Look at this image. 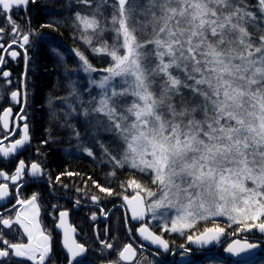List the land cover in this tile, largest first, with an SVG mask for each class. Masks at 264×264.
<instances>
[{
  "label": "snow or ice",
  "instance_id": "6c2138e0",
  "mask_svg": "<svg viewBox=\"0 0 264 264\" xmlns=\"http://www.w3.org/2000/svg\"><path fill=\"white\" fill-rule=\"evenodd\" d=\"M30 2L34 0H0V16H4L6 23L12 25L14 34L18 29L11 12L14 8L26 10ZM228 2L229 0H112V3L108 4V0H98L95 11L90 16H82L79 12L76 14V20L85 32L81 37L84 42L92 45L95 38L99 46L92 47V52L103 53L110 58L109 66L99 70L106 74L99 80L90 79V84L96 85L101 92L98 98H93L96 106L91 112L84 108L83 115L89 117L92 112L103 114L105 119L100 121L97 116V124L104 131L112 132L116 140L121 142L118 146L121 155H112L108 153L107 148L104 149L115 167L128 166L133 171L138 170L140 174L151 173V182L160 187L158 193H153L135 179L126 182L128 187L136 190L135 195L131 197L122 196L127 209L130 210L132 221L144 222L151 214V220L161 222L162 231L183 234L184 230L192 228L198 219L227 217L230 223L241 225V231L257 229L259 233L264 234V155L257 159L256 153H252L253 158H247L249 136L259 142L260 151L264 152V116L261 117L259 129L245 125V120L240 114L244 93L236 85L233 58L226 54L228 49L225 45L228 41L224 39L225 34L233 27L232 18L217 19V13L209 12L206 7L210 4L219 7ZM77 3L92 6V0H77ZM101 4L113 9L110 29L102 23ZM177 5L184 7L177 11ZM157 9L159 12L154 15ZM249 9L255 12L259 18L258 22L264 21V0L249 4ZM185 12L189 15L185 16ZM97 16H100V19H97ZM209 16L212 18L209 19ZM141 18L144 23L137 28ZM129 21L132 22L131 30ZM108 30L115 33L111 45L103 39V33ZM3 31L4 28L0 27V33ZM135 32L148 33L155 39L150 45L139 44L132 35ZM17 42L14 39L12 44ZM29 44L30 34H23L19 47L25 49L26 61L25 46ZM149 48L153 57L145 56L142 60V54L147 53ZM10 55L15 59L19 52L12 51ZM75 55L82 62L84 72L91 75L98 71L82 53L75 51ZM197 55L202 59L198 60ZM155 56H159L157 66L162 72H169L170 68L178 67L180 62H194L192 66L203 77L194 83L197 86H206V91L212 95L213 116L207 124L208 143L196 139L192 130L170 131L163 123H158L154 112L155 101L147 92V77L142 70V65L143 69L150 70L148 59ZM3 63V58L0 57V65ZM201 63L206 66L203 71L200 68ZM10 75L8 70L2 72V77ZM168 83L172 87L179 85V81L175 79L169 80ZM70 87L72 95L77 96L79 100L74 84ZM127 97L131 99L122 103ZM11 99L19 103L16 91L11 93ZM69 107L72 112L76 111L75 108ZM11 112L12 109L8 108L0 117L5 130L9 129ZM20 112H24L23 107ZM17 120L26 121L27 114L18 115ZM22 132L21 138L15 139L8 146H2L3 142L0 141V154L4 158L17 154L30 142L28 122L23 123ZM76 135L79 136V133ZM7 138L8 135L5 136V139ZM85 151L87 155H93L90 150ZM189 152L192 153L191 159L187 158ZM26 169L31 177L44 175L39 163L28 164L24 159L18 160L14 174L8 175L0 171V178L15 185L17 194L15 202L11 205V208L16 209L14 218L0 215V226L11 229L14 224L19 225L28 240L27 243L10 242L0 233V245L3 246L0 247V258H7L0 259V264H8L11 257L26 258L33 264H45L51 252L52 237L41 225L37 194H33L30 199H22L19 196L24 187V184L19 182L23 180ZM185 177L188 184L178 188L177 180ZM59 179L58 176L57 180ZM248 181H251L254 187H247ZM95 186L100 192L113 194L110 187H103L98 182ZM10 194L9 183H0V201H4ZM91 199L96 202L99 198L92 196ZM182 201L188 203L184 204ZM194 208L198 211H194ZM169 210H175V215L170 221ZM100 211L103 214V208ZM67 217L66 210L59 212L57 228L63 230L62 247L70 254L69 264H79L78 258H82L87 252L86 244L77 241L76 229L68 224ZM103 218L106 220V214ZM91 219H97L95 214ZM128 219L126 212L125 231L132 242L127 243L118 252V260L110 264L132 262L137 255L136 248L133 247V228L129 227ZM104 231L107 237V227ZM135 232L144 241L165 251L169 250V242L162 235L150 230L147 223H141ZM223 232V228L216 226L205 229L197 236L188 235L186 239L204 247L218 241ZM96 236L103 249L114 250V244L109 242L112 238H101L98 231ZM237 243L239 244L238 241ZM258 247L257 243H244L239 247L228 246L226 251L240 257ZM259 264H264V261Z\"/></svg>",
  "mask_w": 264,
  "mask_h": 264
},
{
  "label": "trees",
  "instance_id": "16d2710c",
  "mask_svg": "<svg viewBox=\"0 0 264 264\" xmlns=\"http://www.w3.org/2000/svg\"><path fill=\"white\" fill-rule=\"evenodd\" d=\"M97 2L98 0H92V6H85L77 3V0H34L33 14L37 17L36 31L42 40L34 51L29 65L27 111L35 160L46 165L49 173L60 175L62 179L75 183L95 181L100 185H104L101 175L108 174L111 176L109 187L113 189L117 197H122L136 191L127 186V181L135 179L148 187L151 179L150 173L140 174L138 170L133 171L127 166L115 167L109 160L108 153L121 155L118 147L121 142H114L110 136H105L106 133L111 132L104 131L97 124V116L100 121L105 119L103 114L92 112L89 117L83 115L84 108H88L91 112V109L96 106L93 98H98L101 92L96 85L90 84V79L99 80L106 74L99 70L110 64V58L106 54L92 52V47L99 46L95 38L92 45L84 42L81 38L85 35L83 26L76 20L78 12L82 16H90L95 11ZM255 2L256 0H240L239 6L254 16L253 20L245 19L243 27L253 45L259 46L264 37V28L263 22H258L259 18L256 17L255 12L249 9V4H255ZM111 3L112 0H108V4ZM100 10L103 14L102 23L110 29L113 9L101 4ZM97 19H100V16H97ZM143 23L141 18L136 27L139 28ZM128 24L131 30L132 22L129 21ZM132 35L135 36L136 42L142 45H150L155 39L148 33L135 32ZM103 39L111 45L114 42L115 33L111 30L105 31ZM75 51L82 53L98 71L91 75L84 72L82 62L75 55ZM142 55L143 59L145 56L153 57L151 48ZM157 61L159 56L148 59L150 70L144 69V72L147 74L148 84L158 102L157 108L163 119L170 125H182L195 113L199 118L202 98L200 94H197L190 79L173 68H170L169 72H162L157 66ZM171 79L178 80L179 85L172 87L168 83ZM73 84L79 100L71 93L70 86ZM69 106L76 111L72 112ZM77 132L79 136L76 135ZM105 148L108 149V153H105ZM85 149L90 150L93 155H87ZM68 173H74V175H68ZM216 226L223 228L228 236H244L251 240L262 238L256 229L248 232L241 231V225L232 224L227 219L216 218L201 220L185 233L174 234L172 243L175 246L187 247L188 235L194 236L207 228ZM219 252H222V249ZM213 259V254H209L200 257L198 262L208 264ZM219 261L218 264L233 263L229 259ZM260 261H264V247L251 260L234 262V264H259Z\"/></svg>",
  "mask_w": 264,
  "mask_h": 264
},
{
  "label": "flooded vegetation",
  "instance_id": "af4514ba",
  "mask_svg": "<svg viewBox=\"0 0 264 264\" xmlns=\"http://www.w3.org/2000/svg\"><path fill=\"white\" fill-rule=\"evenodd\" d=\"M33 4L30 2L27 9L14 8L11 12L12 19L17 25V33H13L12 25L6 23L5 17L0 16V27L4 31L0 33V57L3 58V65H0V117L3 112L11 108L12 112L9 116V129L3 128V121L0 119V141L2 146H8L15 139L21 138L24 122L29 123L30 142L26 144L17 154L9 158H4L0 154V171L6 172L8 175L14 174L15 167L19 159H24L26 163H39L35 160V149L32 145L31 126L29 114L27 111L28 97V70L30 62L33 58L34 51L39 46L42 38L38 37L36 31L37 17L33 14ZM23 34H30V44L26 45L27 61L25 59V49L19 47ZM17 40L16 44H12L13 40ZM11 44V47L9 45ZM19 52V56L12 59L11 52ZM8 70L11 75L2 77V72ZM18 93V100L11 99V93ZM26 97V98H25ZM23 107L24 112L20 109ZM27 114L26 121H18L17 116ZM18 125V126H17ZM14 132V134H12ZM8 138L5 139V136ZM44 170V175L40 177H31L26 169L23 180L24 187L20 191V198L30 199L33 194H37V203L40 206V222L47 233L51 234V252L46 259L45 264H69L70 254L62 247V229L57 228L59 222V212L67 211V222L76 229V239L78 242L86 244L87 252L82 258H78L79 264H110V262L118 260V252L129 242V235L125 231V213H128V225L133 228V237L135 241L133 247L136 248L137 255L132 262H123L120 264H177L183 255H191L192 260L187 264H197L194 256L208 251H198L189 247L175 246L172 243L170 234L162 233L161 229L155 222L147 218L144 222H135L130 219L128 211L122 197H117L115 192L112 195L100 192L97 187L75 189L72 188L77 184L74 181L62 179L60 175L48 172L46 165L39 163ZM60 177L57 180V177ZM0 183H9L10 196L4 201H0V215L5 218L11 216L14 218L16 209L11 208L15 202L17 194L16 186L10 181L0 178ZM109 187V184L101 185ZM97 196L98 201H92L91 197ZM79 201V203H76ZM19 206H17L18 208ZM103 208V214L100 209ZM95 214L97 219L93 221L91 216ZM106 214V220L103 218ZM141 223H147L148 226L157 234L162 235L169 242V250L148 244L138 234L135 229ZM95 226V229H94ZM107 227V237H105V228ZM98 231L101 238H112L109 242L114 244V250L103 249L102 245L97 242L96 232ZM0 233L10 242L27 243V236L23 233L19 225L14 224L11 229L0 226ZM0 247H3L0 245ZM199 253V254H198ZM7 259V258H0ZM8 264H33L26 258L11 257Z\"/></svg>",
  "mask_w": 264,
  "mask_h": 264
},
{
  "label": "rangeland",
  "instance_id": "374dc122",
  "mask_svg": "<svg viewBox=\"0 0 264 264\" xmlns=\"http://www.w3.org/2000/svg\"><path fill=\"white\" fill-rule=\"evenodd\" d=\"M240 0H229L227 4H221L219 7H215L214 5H207V9L209 12L215 11L217 13L216 18L217 19H224L227 17L232 18V25L228 31V33L225 34L224 39L228 41V43L225 45V47L228 49L227 55L231 56L233 58V65H234V76L236 77V85L240 87V90L244 93V96L242 98V104L243 107L240 109V114L242 118L245 120V125H250L251 127L255 129H259L261 124V117L264 116V112H262V105H264V37L261 40V43L259 46H254L251 39L249 38V35L245 31L243 27V22L245 19L247 20H253L255 19L252 14L245 11L244 8H241L239 6ZM177 11H179L180 8L184 7V5H177ZM159 10L157 9L155 14H158ZM189 13L185 12V16H188ZM179 18V17H178ZM209 19L212 17L209 16ZM263 22V28H264V21ZM181 23L183 24V19L181 20ZM55 49V48H54ZM141 59L143 60V55L141 56ZM197 59L201 60L202 58L197 55ZM194 62L190 61L189 63L185 64L184 62H180L178 67H173L174 70L179 71L182 73L185 77L190 79V82L194 86V88L197 90V92L201 95L202 98V104H201V115L199 118H197L196 113L189 118V120L182 125L176 124V125H170L166 122L165 119L161 116V114L158 111L157 108V100L151 90V87L148 84L147 92L151 96V98L155 101L154 106V112L156 116L160 117V120L158 123H163L165 126L169 128L171 131L172 129H175L177 131H187L192 130L194 136L196 139L203 141L204 143H208L206 134L208 133L209 129L207 128V124L211 122L209 118L213 116V108H212V95L206 91V86H197L194 81L202 79L200 73L196 72L195 68L192 66ZM206 66L202 63L200 64L201 71L204 70ZM238 69V70H236ZM142 70L144 72V69L142 67ZM204 75L206 76L207 73L205 72ZM144 76L147 77V74L144 72ZM119 81V78H117V82ZM205 96H207V99H205ZM130 97L125 98L122 103H126L127 100H130ZM196 125H199L200 127H196ZM186 126H190L186 127ZM112 133V132H111ZM106 133L105 136H110L112 141L118 142L116 140V137L114 134ZM198 146V145H197ZM248 159L251 160L252 153H256V158L259 159L261 155H264V152L260 151V145L258 141H255L251 136L248 138ZM188 159L192 158V153L189 152L187 155ZM260 165H257L259 167ZM128 167V166H127ZM130 168V167H129ZM151 176V173H150ZM177 186L178 188H183L188 184L187 178H182L177 180ZM247 187L252 188L254 185L251 181L246 182ZM150 187V190L153 193H158L160 190L159 185H154L151 181L148 183V188ZM184 204H187V201H182ZM194 211H198V209L194 208ZM149 214V219H150ZM169 221L172 217L175 215V210H169ZM227 219V217H209L208 219ZM151 220V219H150ZM156 225L161 229L162 233L174 235V234H180V233H172L170 231H162L161 228V222L160 221H154ZM201 220H197L194 225ZM170 227V222H169ZM189 229H185L184 233L188 231ZM233 237H236L232 235ZM189 242V241H187ZM220 246H217V248ZM222 249V252H219ZM217 251V252H216ZM218 251L215 250V252H210L209 254H213L214 259L211 260L212 262H209L208 264H218L220 262L219 260L223 259L224 249L220 248ZM201 256H197V261L199 260ZM227 260V259H226ZM203 264V263H199ZM234 264V263H232Z\"/></svg>",
  "mask_w": 264,
  "mask_h": 264
},
{
  "label": "water",
  "instance_id": "95a60500",
  "mask_svg": "<svg viewBox=\"0 0 264 264\" xmlns=\"http://www.w3.org/2000/svg\"><path fill=\"white\" fill-rule=\"evenodd\" d=\"M203 232H201V233H203ZM257 232L259 233L258 230H257ZM201 233H199V234H201ZM199 234H197V235H199ZM259 235H261V236L264 237V234L259 233ZM141 239L143 240L142 237H141ZM228 240H230V241H229V243L226 245V247L224 249V257L225 258H230L231 260L238 261V262H243V261H247V260L252 259L253 257H255L256 255H258L261 252V250L263 249V245H264V239H262V238L261 239H256V240H253L252 241L251 239H247L244 236H237V237L230 236V237H227L226 231H224L220 235V239L218 241L213 242L210 245L201 247V246H198V245H196L195 243H192V242H189V245L191 247L197 248L199 250H207V249H210V248H217V246L222 245L223 242L228 241ZM237 241L239 242V244L237 243ZM145 242H147V241H145ZM147 243L148 244H151L150 242H147ZM244 243H257L259 245V247L256 248V249L250 250L249 252H247L245 254H242L240 257H236L235 255L230 254V253H228L226 251V249H227L228 246L239 247L240 244H244ZM151 245H153V244H151ZM153 246H156V245H153ZM182 258H184V259H180L177 262V264H187V263H189L191 261V257L190 256H182Z\"/></svg>",
  "mask_w": 264,
  "mask_h": 264
},
{
  "label": "bare ground",
  "instance_id": "6f19581e",
  "mask_svg": "<svg viewBox=\"0 0 264 264\" xmlns=\"http://www.w3.org/2000/svg\"><path fill=\"white\" fill-rule=\"evenodd\" d=\"M29 99V95H28V97H27V100ZM27 106H28V101H27ZM102 176V179H103V183L104 184H109L110 185V179H111V176L110 175H108V174H102L101 175ZM82 182V181H81ZM80 181H78L77 182V184L76 185H74L72 188H75V189H83V188H85V189H87V188H93V187H96L95 186V181L94 182H88V181H83L82 183H81Z\"/></svg>",
  "mask_w": 264,
  "mask_h": 264
},
{
  "label": "clouds",
  "instance_id": "9594fccd",
  "mask_svg": "<svg viewBox=\"0 0 264 264\" xmlns=\"http://www.w3.org/2000/svg\"><path fill=\"white\" fill-rule=\"evenodd\" d=\"M156 118H157L158 121L160 120V117L159 116H157Z\"/></svg>",
  "mask_w": 264,
  "mask_h": 264
}]
</instances>
